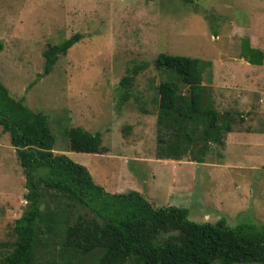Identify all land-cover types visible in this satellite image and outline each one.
Instances as JSON below:
<instances>
[{
	"label": "rangeland",
	"instance_id": "1",
	"mask_svg": "<svg viewBox=\"0 0 264 264\" xmlns=\"http://www.w3.org/2000/svg\"><path fill=\"white\" fill-rule=\"evenodd\" d=\"M76 32L83 37L38 78L48 44ZM245 39L264 56V0H0V81L13 98L47 116L53 153L84 165L106 190L112 191L108 178L116 181L123 170L153 191L154 206L184 207L196 222L223 217L230 226L264 225V149L251 162L242 146L264 144V135L247 134L250 119L264 120V94L257 91L264 73L241 57ZM160 52L204 60L214 107L234 116L230 145H213L206 163L154 158L155 88L166 76L151 62ZM143 62L124 101L120 79ZM74 126L99 131L109 154L70 150L65 133ZM24 181L0 126V240H14V220L26 206Z\"/></svg>",
	"mask_w": 264,
	"mask_h": 264
},
{
	"label": "trees",
	"instance_id": "2",
	"mask_svg": "<svg viewBox=\"0 0 264 264\" xmlns=\"http://www.w3.org/2000/svg\"><path fill=\"white\" fill-rule=\"evenodd\" d=\"M82 37L76 32L48 44L38 78ZM241 57L261 64L263 52L245 39ZM151 63L166 76L155 88V157L203 162L213 145H224L235 121L232 112L214 107L203 83L204 60L160 52ZM145 65L136 64L121 77L124 101L130 97L124 89ZM0 126L23 168L26 202L14 220V240H0V264H264V225L230 226L223 217L196 222L186 208L153 206L138 191L107 192L84 165L53 153L47 116L13 98L1 81ZM65 134L72 151H109L99 131L74 126Z\"/></svg>",
	"mask_w": 264,
	"mask_h": 264
},
{
	"label": "crops",
	"instance_id": "3",
	"mask_svg": "<svg viewBox=\"0 0 264 264\" xmlns=\"http://www.w3.org/2000/svg\"><path fill=\"white\" fill-rule=\"evenodd\" d=\"M249 46L250 47H253V48H255L254 46H251L250 45V43H249ZM242 58H244V57H242ZM245 59V58H244ZM245 61L249 64V65H251L250 67H256V66H259L260 68L263 66V69H261L262 70V72L264 73V56H263V58H262V63L261 64H252V63H249L246 59H245ZM247 69H250L249 67L247 68ZM264 78V76H261V78ZM251 81V80H250ZM227 82L229 83L230 82V80H227ZM211 85H214L213 84V82H212V84ZM216 86H219V85H216ZM221 87H227V86H225V85H222ZM257 91L260 93V94H264V88L261 86L259 89H257ZM251 113V112H250ZM245 115V114H244ZM245 118H247V116L245 117ZM249 124H251L249 127V133H247L248 135H251V136H253V135H256L257 136V134H259L258 136H262V135H264V120H260V122H255L254 120H252V119H250L249 120V122H248ZM258 124V125H257ZM254 125V126H253ZM248 128V127H247ZM231 132V131H230ZM232 135L233 134H231V133H228L227 135H225V137H224V143H225V146L227 147V146H229L230 145V143H231V141H230V138L229 137H232ZM247 135V136H248ZM236 136H237V134H235V137H234V139H235V141H236V143H238V140L236 139ZM233 142V141H232ZM237 145H241V143L240 144H237ZM242 146H243V148L245 149V150H247V152H248V154H249V161H251L252 162V156H253V154H255V150H261V149H264V144L262 145V144H258V143H253V142H249V143H242ZM260 146V147H259ZM257 147H259V148H257ZM250 149H251V151H250ZM109 151H107L106 153H100V154H106V155H108L109 153H108ZM136 157H138V156H133V157H131V158H128V160H136L137 158ZM154 158L155 159H158V158H156L155 156H154ZM170 161L171 160H173V159H169ZM247 160V159H246ZM179 160H175V162H178ZM203 163H206V162H203ZM208 163V165H210V166H212V164L213 165H218V166H222L220 163L219 164H217V163H209V162H207ZM214 170H215V168H213ZM219 169H221L222 170V168H219ZM120 173H121V176H118V178L116 179V181H111L109 178H108V182H107V186H109L110 187V189H112V191L110 192L109 190H106L105 188V190L107 191V192H109V193H122V192H127V191H129V190H135V191H138L139 193H141L148 201H149V203L151 204V205H153V203H152V199H154V195H153V191H150V190H143L142 188H143V185L141 184L142 183V181H141V183L140 182H138V180H136V178L134 179L133 178V176L132 175H130L131 176V178H130V176L128 175V176H125V175H127V174H125L124 175V171L123 170H121L120 171ZM126 179H129V181H127ZM103 187V186H102ZM168 191H170V190H168ZM172 191H174V190H172ZM181 191V190H180ZM171 205V204H170ZM173 205V204H172ZM154 206V205H153ZM165 206H167V205H165ZM176 206V205H175Z\"/></svg>",
	"mask_w": 264,
	"mask_h": 264
}]
</instances>
